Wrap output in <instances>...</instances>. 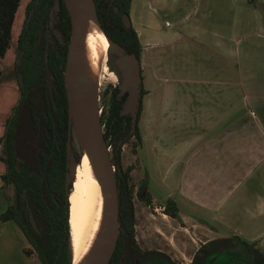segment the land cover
Wrapping results in <instances>:
<instances>
[{"label": "crops", "instance_id": "1", "mask_svg": "<svg viewBox=\"0 0 264 264\" xmlns=\"http://www.w3.org/2000/svg\"><path fill=\"white\" fill-rule=\"evenodd\" d=\"M29 1L21 0L15 13L11 34L16 40ZM236 3L136 0L135 10L130 7L141 44L143 89V81H153L146 87L152 95L147 110L140 103L138 130L143 145L164 131L178 139L175 182L162 181L180 221L208 233V241L236 237L264 251V53L252 43L246 62L247 54L226 49L221 22ZM169 14L172 21L165 18ZM190 48L203 52L187 55ZM4 192L0 180V212L8 206ZM3 226L11 235L0 243V264H31L18 226L10 221Z\"/></svg>", "mask_w": 264, "mask_h": 264}, {"label": "trees", "instance_id": "2", "mask_svg": "<svg viewBox=\"0 0 264 264\" xmlns=\"http://www.w3.org/2000/svg\"><path fill=\"white\" fill-rule=\"evenodd\" d=\"M21 0H0V59L4 58L12 45V25ZM98 19L106 35L117 42L127 53L138 58L141 44L134 28H126L121 20L123 13L129 14L132 0H94ZM54 0H30L26 6V19L17 37L18 60L14 65L18 76L19 101L7 119L1 138L4 172L0 180L14 189V203L0 213V220L13 221L27 241L24 253H35L40 264H72V235L69 224V195L65 180L67 169L68 111L64 86V70L67 45L71 34L68 11L63 0L50 25L49 11ZM118 8V12L115 11ZM117 88H115V91ZM40 94L44 113L31 109L32 128L35 132L29 151L35 159L19 161L17 106ZM144 89H141V95ZM127 92L112 95L107 110H102L101 121L106 143L113 150V164L120 167L119 143L134 136L141 141L138 116L135 131L130 135L131 116L122 114ZM140 111V109H139ZM129 139V138H128ZM34 146V147H33ZM29 156V155H28ZM33 161V162H32ZM120 232L115 251L109 264H178L167 254L157 250L142 249L135 237V212L132 189L128 186L127 171L116 174ZM72 183V182H71ZM71 189V184L69 185ZM5 190V189H4ZM138 193L146 197L147 183L144 181ZM164 212L179 220L175 203L170 199ZM30 215L38 228L30 223ZM213 241L210 242L212 244ZM248 243V242H247ZM211 246V245H210ZM256 255L257 264H264V254L253 244L248 245ZM205 248L208 245L204 246ZM213 255V254H212Z\"/></svg>", "mask_w": 264, "mask_h": 264}, {"label": "rangeland", "instance_id": "3", "mask_svg": "<svg viewBox=\"0 0 264 264\" xmlns=\"http://www.w3.org/2000/svg\"><path fill=\"white\" fill-rule=\"evenodd\" d=\"M171 1L175 2L177 0ZM236 1L237 3L232 9L229 8V10L225 11L223 21L221 22V24H223L222 31L225 33V47L235 56H237L239 52L241 55L247 54V57H244L243 60L248 62L249 50L252 48V43L253 47L256 45L257 50L264 53V26L261 25L260 22V18L262 17L260 15L264 14V4L262 0H254L250 1V7H247V0ZM131 6L135 10L136 0L131 1ZM129 16L131 20L130 11ZM165 18L171 21L173 19L171 14L166 15ZM54 23L55 19L52 21V25H50L53 26ZM209 25L215 27L212 22H210ZM220 26L222 25H219V27ZM20 29L18 27V30ZM238 38L240 40H238ZM227 50L225 51L228 52ZM202 52L203 51L198 48H190L187 51V55L194 56ZM18 57L17 41L16 38H12L11 47L8 49L4 58L0 59V169L4 167L1 161V138L5 131L7 119L13 113V109L18 104L20 96L18 76L14 70V65ZM104 59L100 70V78L98 77L97 89L99 105L102 110H107L112 95L117 93V90L120 92L122 81L115 73L113 67L109 66V61H111L110 56L106 54ZM206 63L207 61L205 64ZM143 77L146 79V77L149 78V75L145 74ZM166 77H168L169 80V76L166 75ZM143 83H145V90L144 94L141 95V101L144 104V110H147V105L152 95L151 90H148L150 86L148 88L146 87L148 84H153V81L147 79L145 82L143 81ZM115 88H117L116 91ZM42 101L40 94L36 96L31 95L29 100L17 106L19 127L17 141L20 162L31 160L30 158L35 159L36 157L35 152L33 156L29 154V151L31 153V150H35V148L31 149V145L34 143V135L36 134L38 137L37 132L32 128L33 121L31 118V109H37L39 115L44 113ZM140 136L141 141L131 136L128 137L129 139L127 138L125 143H119L118 146H121L119 154V164L121 168L113 164L115 177L117 176V171L121 174L120 176L123 175L124 171H127L128 174V186L131 187L133 191L132 199L135 212L134 227L136 240L139 246L144 249H157L168 253L178 264H190L193 257H195L196 251L202 244H198L199 241L194 243L192 236H196L202 241L207 240V242H210L212 240L208 241L211 236L208 233H204V231L198 227L188 226V224L180 220H172L169 218L168 214L164 212L170 189L163 183L162 179L168 180L173 184L175 182L174 175L176 168L174 164V151L178 139L172 138L168 131H164L162 138L152 140L150 137L143 145L142 135ZM74 147L75 153L78 154L79 150L76 144ZM109 150L113 155L114 147L109 146ZM145 179L149 182V185H147V193H149L150 203H147L146 197H142L138 193V188ZM116 183L118 182L116 181ZM4 187L6 198L8 195L10 203H14L15 194L13 187L10 185H5ZM6 222L9 221L3 222L0 220V243L4 241V237L11 235L10 231L2 230ZM10 222L16 225L13 221ZM202 246L205 245L202 244ZM254 248L259 249V251L264 254L261 248L256 245H254ZM31 257L33 259L31 264H40L35 253H33Z\"/></svg>", "mask_w": 264, "mask_h": 264}, {"label": "water", "instance_id": "4", "mask_svg": "<svg viewBox=\"0 0 264 264\" xmlns=\"http://www.w3.org/2000/svg\"><path fill=\"white\" fill-rule=\"evenodd\" d=\"M63 2L68 11L71 25L64 70L68 111L66 144L68 171L65 186L69 195V185L74 178L76 164L86 150L102 187L105 204V226L96 245L79 264H109L121 229L119 226L118 189L112 160L113 155L110 153L104 138L98 89L97 86L93 88L86 82L82 66L83 40L88 20L92 18L106 36L108 40L106 54L110 56L111 60L109 66L113 67L122 81L120 94L127 92L122 114L131 116L130 135L135 131L141 103L140 61L135 54L127 53L117 42L106 35L98 19L94 0H63ZM60 7L61 0H54L49 11L51 25ZM115 11L118 12L117 7H115ZM121 20L126 28L131 26L129 14L123 13ZM75 144L79 150L78 154L74 150ZM29 220L33 229L38 232L32 215H30Z\"/></svg>", "mask_w": 264, "mask_h": 264}, {"label": "bare ground", "instance_id": "5", "mask_svg": "<svg viewBox=\"0 0 264 264\" xmlns=\"http://www.w3.org/2000/svg\"><path fill=\"white\" fill-rule=\"evenodd\" d=\"M108 40L96 22L86 25L82 66L86 82L96 88ZM100 78V77H99ZM76 164L69 192V224L72 235V261L79 264L100 239L105 226V204L102 187L88 152Z\"/></svg>", "mask_w": 264, "mask_h": 264}, {"label": "flooded vegetation", "instance_id": "6", "mask_svg": "<svg viewBox=\"0 0 264 264\" xmlns=\"http://www.w3.org/2000/svg\"><path fill=\"white\" fill-rule=\"evenodd\" d=\"M145 181L148 185V180L145 179ZM212 241V244H210L211 241L203 244L208 245L207 248H205L201 244L190 264H257L256 255L248 246L249 243L242 241L236 237L217 239ZM157 251L163 252L160 250ZM163 253L167 254L171 259H173L168 253Z\"/></svg>", "mask_w": 264, "mask_h": 264}]
</instances>
